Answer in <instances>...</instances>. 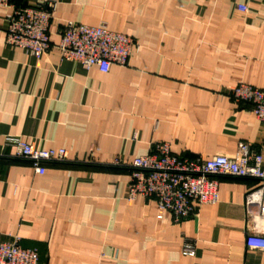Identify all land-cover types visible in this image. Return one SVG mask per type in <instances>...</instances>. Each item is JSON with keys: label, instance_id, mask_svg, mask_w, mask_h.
Masks as SVG:
<instances>
[{"label": "crops", "instance_id": "1", "mask_svg": "<svg viewBox=\"0 0 264 264\" xmlns=\"http://www.w3.org/2000/svg\"><path fill=\"white\" fill-rule=\"evenodd\" d=\"M53 1L40 56L6 42L12 9L0 7V143L67 151L43 173L0 156V243L18 236L37 264H264V250L245 245L255 179L219 176L218 201L179 222L152 198L127 200V165L154 143L203 159L247 143L264 160V125L228 94L238 83L264 88V0ZM67 21L105 23L138 48L105 73L61 60ZM186 240L193 256L181 254Z\"/></svg>", "mask_w": 264, "mask_h": 264}, {"label": "built area", "instance_id": "2", "mask_svg": "<svg viewBox=\"0 0 264 264\" xmlns=\"http://www.w3.org/2000/svg\"><path fill=\"white\" fill-rule=\"evenodd\" d=\"M0 7L12 9L5 31L8 44L34 56L48 51L55 1L17 6L11 0H0ZM237 8L242 12L248 10L243 4ZM56 46L61 60L76 61L85 69L95 66L105 73L112 65H126L138 43L124 33L110 30L105 23L87 25L67 21ZM228 94L235 102L251 104L254 117L264 125V88L238 83ZM8 148L13 152H6ZM0 156L26 160L35 172L43 173L46 163L65 162L67 151L64 148L39 149L17 137L7 136L0 143ZM113 165L121 164L115 159ZM127 166L130 169L127 200L130 202L139 195L152 198L159 211L169 212L174 222L196 215L202 205L218 201L219 176L255 179L258 184L247 192L244 201L247 223L254 229L246 234L245 245L249 249L264 250V160L261 152L247 143H240L234 155L216 154L203 159L177 155L168 142H158L151 152L134 157ZM19 240L18 236H13L0 243V264L38 263L37 250L23 247ZM181 254L193 256L195 244L184 241Z\"/></svg>", "mask_w": 264, "mask_h": 264}, {"label": "water", "instance_id": "3", "mask_svg": "<svg viewBox=\"0 0 264 264\" xmlns=\"http://www.w3.org/2000/svg\"><path fill=\"white\" fill-rule=\"evenodd\" d=\"M17 6H20V3L19 2L17 3Z\"/></svg>", "mask_w": 264, "mask_h": 264}]
</instances>
